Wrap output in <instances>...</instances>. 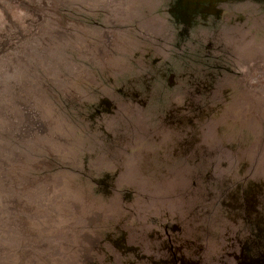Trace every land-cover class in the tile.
<instances>
[{
    "label": "rangeland",
    "instance_id": "rangeland-1",
    "mask_svg": "<svg viewBox=\"0 0 264 264\" xmlns=\"http://www.w3.org/2000/svg\"><path fill=\"white\" fill-rule=\"evenodd\" d=\"M0 264H264V0H0Z\"/></svg>",
    "mask_w": 264,
    "mask_h": 264
}]
</instances>
